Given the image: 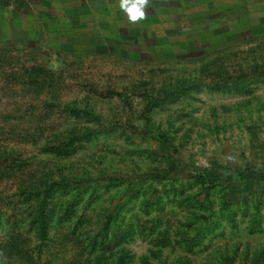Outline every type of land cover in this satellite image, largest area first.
<instances>
[{"label": "rangeland", "instance_id": "rangeland-1", "mask_svg": "<svg viewBox=\"0 0 264 264\" xmlns=\"http://www.w3.org/2000/svg\"><path fill=\"white\" fill-rule=\"evenodd\" d=\"M36 1L0 0V264H264V12Z\"/></svg>", "mask_w": 264, "mask_h": 264}, {"label": "crops", "instance_id": "crops-1", "mask_svg": "<svg viewBox=\"0 0 264 264\" xmlns=\"http://www.w3.org/2000/svg\"><path fill=\"white\" fill-rule=\"evenodd\" d=\"M50 1L51 0H38L34 3L33 7L36 11L40 12V15L46 14L48 18L57 20L59 15H54L52 7L49 5ZM72 1L75 10L93 13L96 9V6L93 5L90 0ZM219 1L221 0H149L146 16L144 19L140 20L139 23L148 27H156L161 23H170V27L174 25H176V27H183L191 23L193 24L198 20H202L206 15H219ZM114 2L119 5V0H115ZM231 4L243 9L257 8L264 12V0H234L231 1ZM51 13H53V15ZM30 14L31 13L28 12L25 17ZM37 18L40 22V17L38 16Z\"/></svg>", "mask_w": 264, "mask_h": 264}, {"label": "clouds", "instance_id": "clouds-1", "mask_svg": "<svg viewBox=\"0 0 264 264\" xmlns=\"http://www.w3.org/2000/svg\"><path fill=\"white\" fill-rule=\"evenodd\" d=\"M148 4L149 0H119V8L126 13L132 23L145 18Z\"/></svg>", "mask_w": 264, "mask_h": 264}, {"label": "trees", "instance_id": "trees-1", "mask_svg": "<svg viewBox=\"0 0 264 264\" xmlns=\"http://www.w3.org/2000/svg\"><path fill=\"white\" fill-rule=\"evenodd\" d=\"M5 49H11V48H9V45L8 44H4V46H3ZM46 222H47V220H43V223L42 224H46ZM45 229V228H44ZM94 244V243H93ZM95 245V244H94Z\"/></svg>", "mask_w": 264, "mask_h": 264}]
</instances>
